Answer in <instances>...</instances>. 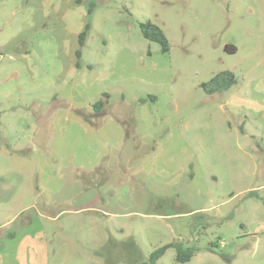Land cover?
Wrapping results in <instances>:
<instances>
[{"label":"rangeland","instance_id":"rangeland-1","mask_svg":"<svg viewBox=\"0 0 264 264\" xmlns=\"http://www.w3.org/2000/svg\"><path fill=\"white\" fill-rule=\"evenodd\" d=\"M263 201L264 0H0L8 257L36 232L47 264H264Z\"/></svg>","mask_w":264,"mask_h":264},{"label":"trees","instance_id":"trees-1","mask_svg":"<svg viewBox=\"0 0 264 264\" xmlns=\"http://www.w3.org/2000/svg\"><path fill=\"white\" fill-rule=\"evenodd\" d=\"M139 29L144 39L159 45L161 53L165 54L169 52L168 41L164 36L163 32L156 25L150 22L141 23L139 25ZM88 30H89V25L86 24L84 26V29L78 34L77 37V42L79 47L75 53L76 56L75 67L77 69L80 67L81 48L84 45ZM235 84H236V79L234 74L229 71H223L213 76L209 81L201 84V88L206 94L210 95L214 93L227 91ZM108 99H109V95L107 93H103L102 97L98 99L95 103H93L92 110L97 114L102 113L105 105H107L108 103ZM151 99L153 101L155 100L154 97H152ZM249 195L251 196L253 194L249 193ZM170 248L175 250V260L178 263L188 262L197 251L194 248H183L182 244L180 243L167 244L161 248L154 250L150 254L149 264H155L156 261L159 260V258H161L165 254V252Z\"/></svg>","mask_w":264,"mask_h":264},{"label":"crops","instance_id":"crops-1","mask_svg":"<svg viewBox=\"0 0 264 264\" xmlns=\"http://www.w3.org/2000/svg\"><path fill=\"white\" fill-rule=\"evenodd\" d=\"M76 51L74 52V56ZM81 57H82V53H81ZM81 57H80V67L77 69L75 67V63H76V56H75V60L72 63V67H70L71 71L75 72L76 70L82 69L81 66L83 62ZM7 236H11V234L9 235L4 234V236H0V243L1 245L3 244V246L1 247L2 250H0V264H5L6 260L4 261V259L6 258L9 261L8 264H42V263L47 264L48 255L45 247L42 248L41 253H39V250L37 249V246L40 245V243L42 244V242L41 240L39 241L37 239L38 236L36 235V232L35 233L33 232L32 234L31 232H27V233L25 232V234H23V236L20 239V242L18 244V249L17 250L13 249L11 257H8L9 252L7 251V248H5ZM2 241L4 242L2 243Z\"/></svg>","mask_w":264,"mask_h":264}]
</instances>
